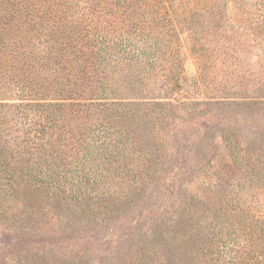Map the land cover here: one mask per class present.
Returning a JSON list of instances; mask_svg holds the SVG:
<instances>
[{"label": "trees", "instance_id": "trees-1", "mask_svg": "<svg viewBox=\"0 0 264 264\" xmlns=\"http://www.w3.org/2000/svg\"><path fill=\"white\" fill-rule=\"evenodd\" d=\"M221 4L0 0V202L18 203L28 192L82 201L84 191L103 181L107 201L127 200L136 187L117 190L158 164L156 146L169 150L170 115L182 117L186 107L215 98L201 86L199 96L175 95L182 68L178 25L198 17L200 37L219 30ZM234 144L246 146H229L233 161L264 167L262 144ZM259 189L256 224L264 236V186ZM259 248L250 260L224 264H264V245Z\"/></svg>", "mask_w": 264, "mask_h": 264}, {"label": "rangeland", "instance_id": "rangeland-1", "mask_svg": "<svg viewBox=\"0 0 264 264\" xmlns=\"http://www.w3.org/2000/svg\"><path fill=\"white\" fill-rule=\"evenodd\" d=\"M224 3L219 30L200 37L204 22L198 17L178 25L182 68L175 95L199 96L201 86L215 96L212 103L186 107L182 117L170 115L169 150L156 146L158 164L143 180L117 190L125 194L136 187L127 200L107 201L103 181L84 191L82 201L66 192L62 199L28 192L23 200L17 196L18 203L0 202V264L252 259L264 245L256 224L264 167L246 169L240 157H232L246 146L234 148L236 139L262 144L264 154V104L248 103L264 100V0Z\"/></svg>", "mask_w": 264, "mask_h": 264}]
</instances>
